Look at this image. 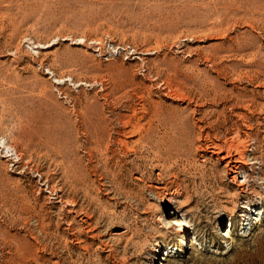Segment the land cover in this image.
<instances>
[{"label":"rangeland","instance_id":"rangeland-1","mask_svg":"<svg viewBox=\"0 0 264 264\" xmlns=\"http://www.w3.org/2000/svg\"><path fill=\"white\" fill-rule=\"evenodd\" d=\"M172 260L264 264V0H0V264Z\"/></svg>","mask_w":264,"mask_h":264},{"label":"bare ground","instance_id":"bare-ground-1","mask_svg":"<svg viewBox=\"0 0 264 264\" xmlns=\"http://www.w3.org/2000/svg\"><path fill=\"white\" fill-rule=\"evenodd\" d=\"M158 109L157 110L155 109V111L152 110L151 111L152 113H150V114H152L153 118H155V117L158 118V121H156L158 123H155L154 121H152L153 118L150 120V117H149V121L145 125H142V127L146 130L145 136L142 138V140H145L148 145H150L151 147L154 148L158 144H160L159 143V142H161L160 140L164 137L165 138V145L162 146L163 142H164V141H162L161 142L162 145L160 146L161 148L159 147V149H160L159 153L162 156L171 157V155L175 151L179 150L176 146V142H177V138H178L177 136H179V134L183 135V133L186 131L185 125L184 124L182 125V122H180L181 124L179 123V125H178V124L174 123L175 121L174 122L170 121V120H169L170 122L165 121L166 120L165 118H167V120L168 119L172 120L173 115L169 112H165L163 110V108H162V110H158ZM101 120H102V118H101ZM102 126H103V122L100 120H97V121H91L88 124H84L82 129L84 132L91 135L90 136L91 142H93V141L104 142L107 138V133H106V131H104L105 129H103ZM161 130L163 131L162 135H160V133H159V131H161ZM120 142H122L124 145L129 144L128 141H126V140H121ZM220 152H219V150L216 151L213 149L211 151V154H216V155L218 154L219 155V154H221ZM218 160L224 162L225 165L230 166L231 170H233V168L236 169V168H239L242 166L241 165L242 161L236 159L235 156H234V158H232V156H230L228 154L220 155ZM252 209H253V206L247 207L246 212L241 214V216L247 217L249 215V213L252 211ZM172 214H176V213H172ZM168 224L171 225L170 227L179 226L180 230L184 232V237H183L184 239H182L180 241V243H179L180 245L178 246L176 252H186L187 249L189 248V242L194 240L193 238H189L187 235L188 229L191 228L190 224L187 222H184L183 220H181L180 218H177V217H173L171 220H169L167 222V225ZM244 224L245 223H243L242 225L244 226ZM225 227L222 228L220 236H228L229 235V231L231 230L232 223L229 222L228 225H226ZM185 243H186V246H185ZM230 247H231V243H227V246L224 248L223 254H227L230 250ZM169 248H170V250H169ZM164 249L167 250V252H170L169 256H175V253L173 252L174 248L171 247L170 244L163 242V243H159L155 247V250H154L155 261H158L159 258H161V253H163ZM216 252H220V251L217 250ZM157 255H159L158 258H157ZM165 260H170V258H165ZM172 262H174V264H175V263H178V260H172Z\"/></svg>","mask_w":264,"mask_h":264}]
</instances>
